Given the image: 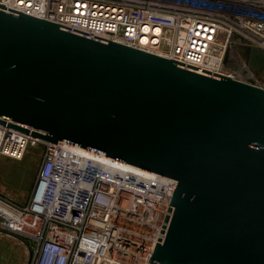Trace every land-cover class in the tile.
I'll return each mask as SVG.
<instances>
[{
  "label": "water",
  "instance_id": "water-1",
  "mask_svg": "<svg viewBox=\"0 0 264 264\" xmlns=\"http://www.w3.org/2000/svg\"><path fill=\"white\" fill-rule=\"evenodd\" d=\"M0 124L176 179L150 264H264L263 88L0 5Z\"/></svg>",
  "mask_w": 264,
  "mask_h": 264
},
{
  "label": "built area",
  "instance_id": "built-area-1",
  "mask_svg": "<svg viewBox=\"0 0 264 264\" xmlns=\"http://www.w3.org/2000/svg\"><path fill=\"white\" fill-rule=\"evenodd\" d=\"M5 8L264 89L243 58L264 51V0H0ZM45 144L26 207L41 220L30 264H150L178 181L67 143L0 124V161ZM0 228L16 234L0 209Z\"/></svg>",
  "mask_w": 264,
  "mask_h": 264
},
{
  "label": "rangeland",
  "instance_id": "rangeland-1",
  "mask_svg": "<svg viewBox=\"0 0 264 264\" xmlns=\"http://www.w3.org/2000/svg\"><path fill=\"white\" fill-rule=\"evenodd\" d=\"M45 144L31 145L22 160L9 158L0 161V195L26 207L33 194L39 168L43 161ZM22 224H33L30 219ZM28 233L16 234L0 228V264H30L35 242Z\"/></svg>",
  "mask_w": 264,
  "mask_h": 264
},
{
  "label": "bare ground",
  "instance_id": "bare-ground-1",
  "mask_svg": "<svg viewBox=\"0 0 264 264\" xmlns=\"http://www.w3.org/2000/svg\"><path fill=\"white\" fill-rule=\"evenodd\" d=\"M0 209L4 210L5 212H7L10 215V219L12 220L13 226L15 229H18L21 231L24 230V232H27V229H30L31 232H29V233H32L34 230H36L39 227V225L41 223V220H39L37 218L22 216L16 212L9 210L8 208H5V206H3L1 204H0ZM30 219L37 221V224L35 226H32L33 224H28V225L25 224V226H24V224H22L23 222L28 221Z\"/></svg>",
  "mask_w": 264,
  "mask_h": 264
}]
</instances>
